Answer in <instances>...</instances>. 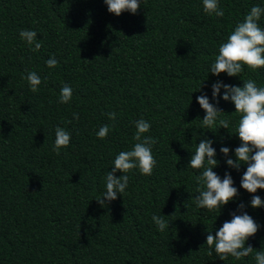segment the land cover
<instances>
[{"label":"trees","instance_id":"trees-1","mask_svg":"<svg viewBox=\"0 0 264 264\" xmlns=\"http://www.w3.org/2000/svg\"><path fill=\"white\" fill-rule=\"evenodd\" d=\"M219 3L223 17L207 15L202 0H141L135 14L120 16L104 0H0V264H256L255 252L225 261L207 254L208 231L215 235L242 211L260 225L246 246L264 250V208H252V194L240 187L246 166L230 168L220 152L228 147L235 160V106L222 88L217 107L229 129L208 128L196 99L206 94L216 104L217 81L264 86V68L245 66L239 77L209 72L219 44L264 0ZM258 23L264 27V16ZM24 29L37 32L39 52L20 38ZM52 57L55 68L46 64ZM30 71L42 80L37 92L23 79ZM64 84L73 93L67 104L59 102ZM141 118L151 125L144 135L158 140L153 174L129 172L125 193L101 206L105 176L135 144ZM104 125L114 127L100 139ZM57 126L71 133L59 154ZM205 137L216 149L213 170L221 179L230 173L239 190L221 210L195 202L202 170L188 165ZM256 195L264 200V190ZM153 215L170 227L160 232Z\"/></svg>","mask_w":264,"mask_h":264},{"label":"clouds","instance_id":"clouds-1","mask_svg":"<svg viewBox=\"0 0 264 264\" xmlns=\"http://www.w3.org/2000/svg\"><path fill=\"white\" fill-rule=\"evenodd\" d=\"M104 2L109 13L120 16L123 12L135 14L140 8L141 0H104ZM202 4L203 11L209 16L223 17L225 14L219 0H202ZM262 16H264V8L253 6L243 21L236 24L226 41L219 44L218 54L209 70L211 74L219 76L226 73L229 77H239L245 66L253 72L264 68V27L258 23ZM19 36L33 52H39L43 46L42 41L37 40V32L34 30H21ZM46 64L49 68H55L59 62L52 57L46 61ZM23 79L27 80L32 92L39 91L42 80L35 71L28 72ZM222 88L224 90L222 99L231 101L235 106L233 113L239 115L235 136L239 138L240 145L234 149L235 160L229 158L228 147H221L220 152L226 157V164L230 168L239 171L242 165L246 166L240 187L252 194L250 200L252 208H264V200L256 195L258 190H264V86H258L253 79L244 80L243 86H233L220 81L213 83L212 98L216 100V104L211 103L206 94L196 98L206 113L202 123L208 128H216L218 124V129H229L230 121L221 118L225 112L217 107ZM200 90L201 87L197 91ZM72 94V88L64 84L60 90L59 102L69 103ZM107 115L110 120H115L117 116L115 112H109ZM74 118L78 119V114H74ZM134 123L136 132L133 139L136 142L131 150L121 151L116 155L113 161L114 166L105 176L106 191L102 197L95 199L101 206L105 205L106 201H114L118 195L122 196L125 193L129 182L127 175L129 172L138 169L142 175L151 176L157 165L152 146L158 143V140L144 135L150 131V123L143 118ZM112 127L114 126H102L96 133L97 137L106 138ZM70 142L71 133L57 126L53 150L59 154L62 148L69 147ZM196 145L188 165L192 169L202 170L196 177L200 185L197 189L198 195L195 197L196 205L208 211L221 210L239 195V190L234 186L230 173L226 172L221 179L213 170L219 163L216 159V149L212 146L213 141L205 137ZM116 172L122 175L117 177ZM238 207L243 210L245 205L241 203ZM231 215V220L225 221L215 235L212 231H208L207 254L212 256L214 250L215 254L225 261L228 257L240 260L255 252L256 264H264V250L258 251L251 245L246 246V242L259 231L260 225L247 212L242 211L241 214L234 212ZM152 221L160 232L170 227L164 215H153Z\"/></svg>","mask_w":264,"mask_h":264}]
</instances>
